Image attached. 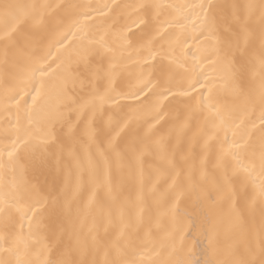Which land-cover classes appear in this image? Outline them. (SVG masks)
Here are the masks:
<instances>
[{"label":"snow or ice","instance_id":"obj_1","mask_svg":"<svg viewBox=\"0 0 264 264\" xmlns=\"http://www.w3.org/2000/svg\"><path fill=\"white\" fill-rule=\"evenodd\" d=\"M145 255L264 264V0H0V264Z\"/></svg>","mask_w":264,"mask_h":264},{"label":"bare ground","instance_id":"obj_2","mask_svg":"<svg viewBox=\"0 0 264 264\" xmlns=\"http://www.w3.org/2000/svg\"><path fill=\"white\" fill-rule=\"evenodd\" d=\"M93 2L100 3V2H103V0H93ZM177 2L183 3L184 0H177ZM225 243H227V240L222 238V244H225ZM152 259H154L153 256L145 255L144 257L145 264H151Z\"/></svg>","mask_w":264,"mask_h":264}]
</instances>
